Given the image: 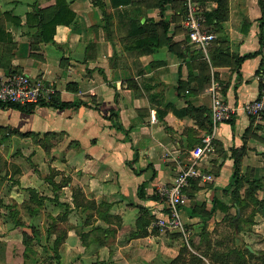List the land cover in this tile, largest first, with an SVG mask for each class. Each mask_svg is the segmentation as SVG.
<instances>
[{"label": "crops", "instance_id": "1", "mask_svg": "<svg viewBox=\"0 0 264 264\" xmlns=\"http://www.w3.org/2000/svg\"><path fill=\"white\" fill-rule=\"evenodd\" d=\"M67 1L75 21L58 24L53 41L37 42L28 15L57 0H0V72L8 66L43 77L60 100L79 103L39 105L31 113L0 107V214L9 213L11 204L28 222L15 227L0 220V237L9 242L0 247V261L42 264L50 257L53 264H168L177 242L152 225L167 212L158 188L189 166L191 151L212 131L216 92L240 106L257 97V75L264 69L260 0H228V16L207 55L191 42L185 18L171 2L165 10L175 15L171 42L147 50L127 41V30L134 18L162 19L158 6L146 0L120 7L111 0ZM199 2L205 25L214 28L206 15L217 2ZM247 53L256 54L238 73L235 59ZM214 142V150L197 164L190 180V186L192 179L197 182L195 191L182 210L187 226L194 224L199 232L216 198L230 211L235 208L231 188L225 191L234 169L232 150L245 147L246 167L263 163L264 117L240 109L232 121L217 126ZM29 187L46 197L35 215L24 206ZM214 214L208 228L224 216L221 204ZM56 216L57 228L66 230L58 251L33 249L25 256L24 231L50 249L56 235L46 238V229ZM169 231L186 244L181 232Z\"/></svg>", "mask_w": 264, "mask_h": 264}, {"label": "trees", "instance_id": "2", "mask_svg": "<svg viewBox=\"0 0 264 264\" xmlns=\"http://www.w3.org/2000/svg\"><path fill=\"white\" fill-rule=\"evenodd\" d=\"M217 2V6L214 8L213 11L207 13V25L209 26V23H215L214 28H211L210 30H213L214 32L216 30H221V23L227 18L228 16V0H215ZM132 2V0H111V3L114 7H120L121 5H128ZM147 4H152L155 6H158L160 8V12L162 14V19L159 21H155L151 18H147L146 21L143 23L141 22L140 18H134L131 19L129 26H128V36L127 41H132V45L134 47H141L142 49L145 48L147 50H150L152 47L156 48L164 43H170L171 42V36L168 35L169 32V27L170 23L172 20L175 18V15H166L165 10L167 7L168 3H173V5L176 8V12H180L181 16L185 18L186 16V7L184 5V0H146ZM261 7H262V17L260 18V26L261 28H264V1L260 0ZM132 8H135L132 6ZM174 8V9H175ZM104 14L106 17V11L104 10ZM76 14L75 12L69 7L68 1L67 0H57L56 5L52 7H35V11L30 13L28 15V22L32 23V25H36L37 27V33L33 35V40L40 42V41H53L54 40V33L56 31V26L58 24H71L75 21ZM20 22V21H19ZM109 25V24H108ZM161 29V34L158 33L159 29ZM144 36V37H137V36ZM135 37V38H133ZM4 38H0V40H3ZM4 41V40H3ZM142 53V50L141 52ZM257 53V52H256ZM255 53V54H256ZM255 54L247 53L243 56L237 57L236 63L234 64V70H236L238 73H240V67L242 65V62ZM4 69L3 71L5 73H12V72H22L20 70H15L13 68H10L8 66H2ZM39 105H51L56 108H75L79 106V103H71V102H66L62 101L59 99V96L57 94V91L51 95L49 99H43L38 103H29V104H20L16 102H4L0 100V107L7 109V108H16L20 109L22 111L31 113L34 112V110L37 108ZM264 117V116H262ZM256 118V117H253ZM233 120V119H232ZM229 120V121H232ZM113 125L118 128L122 129L121 125L115 121ZM127 133V132H126ZM245 147H241L240 149H233L232 155L235 158L234 161V169L231 175V181L229 182L228 188L225 189V191L229 190V187L231 188V198L230 201L232 202V205H234L237 210L238 209H243L244 204L248 200H254L257 204L263 205L264 204V199L260 198L258 194H256L257 187H261L264 189V184L262 183V180H252L247 177V174H244L242 172L241 166H242V156L244 154ZM137 158H134L130 163L134 169L135 163H136ZM138 172H141V170H138ZM191 180V179H190ZM249 180L250 185L245 192H243V188L245 186V181ZM191 182V181H190ZM196 180L192 179V186H188L186 188V192L188 195H193L196 187ZM27 191L30 195V200L25 203L24 206L28 208L30 211L31 215H35L40 212V209L42 205L45 202L46 197L42 196L35 188H27ZM254 198V199H253ZM220 199H215L214 203V209L211 211L204 212L203 217L205 219V224L202 226L200 232L198 233L199 237L201 240H204L207 238V231L205 229L207 220L214 214L215 208L217 204H221V206L224 208V211L229 212L231 206H228L224 204ZM9 214L12 216V214L17 213L18 210L15 209L14 205L9 204ZM194 211L191 212L192 215H194ZM57 217H52V222H50L47 231L54 232L57 229ZM156 218V217H155ZM21 221L17 222V224H20ZM23 223V222H22ZM35 233H37L36 230H34ZM65 232L62 234H58L56 239L53 242V248L57 249L61 245L64 237H65ZM28 237V234H26ZM25 237V235H24ZM25 241V238H23ZM34 240V237L27 238L25 242V256H27L28 252L33 251L30 245V242ZM192 238L190 239V241ZM207 240V239H206ZM193 243V241H192ZM197 250V252H192L189 250V248L186 245H183L180 250L179 254L173 258L169 264H224V263H229V261H232L233 264H248V260L245 261V259L236 258V259H231V251L226 252V251H218L213 249L212 251H203V250ZM199 250V251H198ZM238 254L240 253L239 251L237 252ZM245 253L255 256L258 258H261L264 260V252H262L261 256L255 255V253L251 252L249 248H244V251L241 253L243 257H245ZM209 260V263L206 261L207 259ZM221 262V263H220Z\"/></svg>", "mask_w": 264, "mask_h": 264}, {"label": "built area", "instance_id": "3", "mask_svg": "<svg viewBox=\"0 0 264 264\" xmlns=\"http://www.w3.org/2000/svg\"><path fill=\"white\" fill-rule=\"evenodd\" d=\"M184 5L186 7L185 25L188 28L190 40L207 55V48L217 34L205 25V17L199 0H184ZM257 80L259 81L257 97L241 106L227 102L217 92L213 96L211 105L213 129L203 137L202 144L191 151L189 166L181 168L172 182L159 186L158 191L163 198L167 212L152 221L154 228L161 231H179L185 243L189 245L191 229L182 215V210L189 199L186 188L190 185V179L197 175L196 167L199 160L214 150L216 128L220 123L234 119L240 109L252 117L264 116V69L258 73ZM215 87H218V83L212 88L216 89ZM55 92L53 85L43 77L32 76L25 72H0L1 101L20 104L38 103L43 99H49Z\"/></svg>", "mask_w": 264, "mask_h": 264}, {"label": "rangeland", "instance_id": "4", "mask_svg": "<svg viewBox=\"0 0 264 264\" xmlns=\"http://www.w3.org/2000/svg\"><path fill=\"white\" fill-rule=\"evenodd\" d=\"M237 106H240V105H237ZM262 154H264V151H262ZM262 161L263 163H260L259 166H255L252 168L251 166L246 167L242 165L241 169L243 168L244 170L243 173L247 174V177L249 179L262 180V183L264 184V158H262ZM249 183H250L249 180L245 181L243 192H245L244 190H246V188L249 187L250 185ZM256 194H258L260 198L264 199V189L263 188L257 187ZM254 200L256 201V199ZM254 200H248L246 204H244V208L240 209V213L236 207L232 208L231 211L229 210L227 214L224 211L225 212L224 216L220 218L219 220H215L214 222H212L209 228H208V224H209L208 222L205 227L207 231V238H206L207 240L200 239L198 235L199 228H195L194 224L192 225L188 224L189 228L191 229V237H192V240L190 241L189 245L187 244V247L189 248V250L192 252H197V250L195 249L199 248V250L209 251V252L212 251L213 249L218 250V251H226V252L231 251V259L233 260L241 257L242 259H245V261L248 260V264H264V260L261 258L251 256L247 253H245V257L241 255V253L244 251V248H249V250L255 253V255L257 256H261L262 252H264V204L263 205L257 204L256 202H254ZM18 210L19 211H17V213L15 214H12V216L9 213H5L4 215L0 214L1 222L6 223L7 226L14 225L15 227L16 225H18L17 222L19 221L27 222L24 220V215L21 213L22 211H20V209ZM25 213L27 212L25 211ZM214 216L215 214H213L209 219L211 220ZM58 220L59 218L57 219V221ZM56 225H57V222H56ZM202 226H204V224ZM8 230L10 231V229ZM65 231L64 229L59 230L58 228L54 232L49 233L47 231L46 234L48 237L46 238L49 239L50 238L49 236L52 237L53 233H55L57 237L58 234H62ZM159 231L165 234L166 236H169L172 240H176L177 242V246H176L177 253H174L175 255L174 257L170 259L171 261L173 258H175L179 254L180 248L186 244H184L183 240L177 233L170 232L169 230H165V231L159 230ZM159 231L156 230V233H160ZM38 232L40 233V230H38ZM26 234L27 232L24 231V235H25L24 237L25 241L23 239L24 246H25L26 239L33 237L31 235H30L31 237H28ZM4 239L5 237L4 238H2V236L0 237V247L1 245H3V243H6L8 245L9 242L5 241ZM53 242H52V245L49 246L50 249L46 248L45 246L43 247V246L37 245V243L34 240L30 242V245H31L32 250L36 249L37 252H44V253L53 252L54 253V252H57V249L52 247ZM6 244L3 246H6ZM238 251L240 252L239 254L237 253ZM197 253L200 254V252H197ZM206 261L209 263L208 259ZM53 262L54 261L50 259V257H48L44 259V261L41 263L42 264H53ZM0 264H12V263H10L9 260H3V261H0ZM227 264H233V262L229 261V263Z\"/></svg>", "mask_w": 264, "mask_h": 264}]
</instances>
